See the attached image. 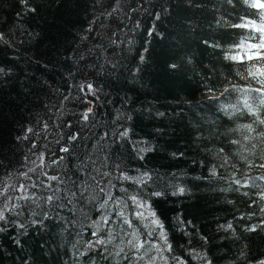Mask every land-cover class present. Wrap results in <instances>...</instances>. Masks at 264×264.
<instances>
[{"label":"trees","instance_id":"16d2710c","mask_svg":"<svg viewBox=\"0 0 264 264\" xmlns=\"http://www.w3.org/2000/svg\"><path fill=\"white\" fill-rule=\"evenodd\" d=\"M262 45L264 0H0V264H264Z\"/></svg>","mask_w":264,"mask_h":264},{"label":"rangeland","instance_id":"374dc122","mask_svg":"<svg viewBox=\"0 0 264 264\" xmlns=\"http://www.w3.org/2000/svg\"><path fill=\"white\" fill-rule=\"evenodd\" d=\"M252 49H259L258 51H256V53L258 54V56H264V45H262L260 48H252ZM254 84L256 86H259L261 88L264 89V79L260 80V79H255L254 80ZM0 190H2V188L0 187Z\"/></svg>","mask_w":264,"mask_h":264},{"label":"snow or ice","instance_id":"6c2138e0","mask_svg":"<svg viewBox=\"0 0 264 264\" xmlns=\"http://www.w3.org/2000/svg\"><path fill=\"white\" fill-rule=\"evenodd\" d=\"M262 159H264V158H262ZM250 166H251V165H250ZM258 166L261 167V168H264V162H262V163L259 164ZM179 191L182 193V192L184 191V189H183V188H180ZM153 223H155V221H153ZM162 235H163V234H162Z\"/></svg>","mask_w":264,"mask_h":264},{"label":"water","instance_id":"95a60500","mask_svg":"<svg viewBox=\"0 0 264 264\" xmlns=\"http://www.w3.org/2000/svg\"><path fill=\"white\" fill-rule=\"evenodd\" d=\"M65 150H66V148H64V147H62V148L60 149L61 152H64Z\"/></svg>","mask_w":264,"mask_h":264}]
</instances>
